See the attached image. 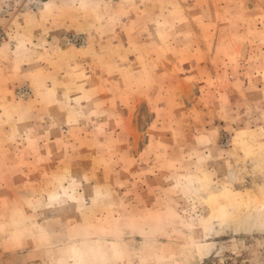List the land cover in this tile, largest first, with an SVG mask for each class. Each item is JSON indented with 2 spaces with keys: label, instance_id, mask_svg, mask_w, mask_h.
Instances as JSON below:
<instances>
[{
  "label": "rangeland",
  "instance_id": "rangeland-1",
  "mask_svg": "<svg viewBox=\"0 0 264 264\" xmlns=\"http://www.w3.org/2000/svg\"><path fill=\"white\" fill-rule=\"evenodd\" d=\"M264 0H0V264H264Z\"/></svg>",
  "mask_w": 264,
  "mask_h": 264
},
{
  "label": "snow or ice",
  "instance_id": "snow-or-ice-1",
  "mask_svg": "<svg viewBox=\"0 0 264 264\" xmlns=\"http://www.w3.org/2000/svg\"><path fill=\"white\" fill-rule=\"evenodd\" d=\"M261 160H262V162H264V152H262V154H261Z\"/></svg>",
  "mask_w": 264,
  "mask_h": 264
}]
</instances>
